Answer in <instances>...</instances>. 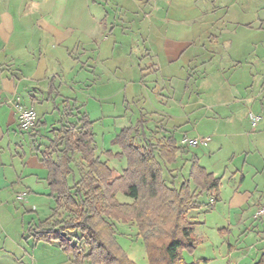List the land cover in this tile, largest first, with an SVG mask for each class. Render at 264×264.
Wrapping results in <instances>:
<instances>
[{
  "label": "crops",
  "instance_id": "0c3cea01",
  "mask_svg": "<svg viewBox=\"0 0 264 264\" xmlns=\"http://www.w3.org/2000/svg\"><path fill=\"white\" fill-rule=\"evenodd\" d=\"M214 4L0 0V264H72L55 243L24 238L29 225L54 213L52 220L64 219V203L40 159L77 113L92 123L95 155L118 173L125 167L113 162L125 160L106 153H119L111 141L121 129L143 118L151 140L172 138L179 150L176 163L164 166L167 184L178 187L196 159L220 180L209 212L235 217L218 231L253 238L251 244L261 239L258 248L229 246L226 257H239L226 264H242L249 256L258 260L264 253V218L252 219L264 205V37L252 36L264 35V19L255 23L248 3L234 9ZM201 20L210 26L194 34ZM15 99L37 113L32 130L19 129ZM127 101L137 109L130 112ZM128 113L133 123L116 127ZM187 133L207 144L181 145ZM220 153L226 162L214 164ZM71 168L69 186L82 172ZM210 200V195L197 199L194 217L209 214L198 207Z\"/></svg>",
  "mask_w": 264,
  "mask_h": 264
},
{
  "label": "trees",
  "instance_id": "16d2710c",
  "mask_svg": "<svg viewBox=\"0 0 264 264\" xmlns=\"http://www.w3.org/2000/svg\"><path fill=\"white\" fill-rule=\"evenodd\" d=\"M76 116L75 123L61 125L59 136L40 159L47 167L52 191L65 207L72 208L70 215L52 220L54 213L29 225L24 239L55 243L72 256V264H135L115 241L113 228L114 222H132L148 264H195L182 257L183 251L195 249V223L187 216L201 195L211 196L209 207L216 203L220 180L191 159L187 179L178 187L167 184L163 167L176 163L179 149L172 138L151 140L143 118L121 129L111 141L119 153L107 152V158L125 160L124 170L115 172L95 155L92 123L85 114ZM73 165L82 172L69 186ZM118 196L131 202L120 203ZM76 233L84 238L86 251L73 244ZM253 264H264V253Z\"/></svg>",
  "mask_w": 264,
  "mask_h": 264
},
{
  "label": "rangeland",
  "instance_id": "374dc122",
  "mask_svg": "<svg viewBox=\"0 0 264 264\" xmlns=\"http://www.w3.org/2000/svg\"><path fill=\"white\" fill-rule=\"evenodd\" d=\"M210 1H212V3H210ZM215 2V4H214ZM241 2L243 3H248V6H251L254 8V13L252 15V17L254 18V22H262L261 20L264 19V10L262 11L261 6H264V0H200V3H205L208 4L209 6H211L212 4H214L216 7L218 5H226L229 8H236L239 7V5L241 4ZM227 3V4H226ZM225 6V7H226ZM260 7V9H258ZM259 10V11H258ZM219 15V14H217ZM259 18V19H258ZM259 20V21H258ZM204 20H201L199 23V27H197L196 29H193L194 34L197 33H202V29L203 27H209L210 25L208 23L205 22V24L202 22ZM206 21V20H205ZM201 30V32H200ZM212 31V30H211ZM198 36V35H197ZM254 39H259L260 37H264L263 34L259 33V31H255L254 34L252 35ZM203 37V36H202ZM201 40V38H200ZM91 96V95H88ZM88 96L86 97V101L90 100L88 98ZM129 96L126 95V99H128ZM127 103H129V107H130V112L133 111V109H135V104L130 103L129 101H127ZM89 105H91V103L89 102ZM137 109V108H136ZM136 114H137V110H136ZM130 113L127 114L125 119H121L120 121H116V127L120 126V128L122 127H127L130 122L133 123V120L131 119ZM251 122V121H250ZM252 124V122H251ZM185 138H189V139H194V137H190V134H186ZM198 138V137H195ZM207 148V147H206ZM225 154V152H224ZM223 153L217 154L216 157H218L217 159H213L214 160V164H221L223 161L226 162V158L223 157ZM202 161L204 163L208 162L206 159ZM213 163V162H212ZM113 165H115L116 168H121V166L125 167V161H121V162H113ZM120 165V166H119ZM165 168V167H164ZM222 170V169H221ZM166 172V168L164 173ZM222 172V171H221ZM222 175V173H221ZM165 178L167 176V174H164ZM166 181V180H165ZM180 178L178 179V183L180 182ZM228 194V190L226 189V192ZM204 199H202L203 201ZM118 201L120 203H130V199L125 198L123 196H118ZM199 208H206L208 209V213L206 215V217H204V215L201 213L199 214L200 216L202 215V217H194V212L195 209L191 210L187 216L188 220H190L191 222L195 223L194 226V231H193V236H194V242H195V249L192 253H188L186 251L182 252V257L185 260V262L187 263H195V264H226V261L228 260H236V258H238L239 254H233V256L230 255L229 258H227V250L229 246L235 247L236 245H240L238 247L245 248L248 249V247L250 245H254L257 247L258 244L262 243L261 239L256 242L251 241L253 238H248L247 240H245L244 238H242V236L239 234H234V235H226L225 234H221L218 229L221 228L222 226L226 227V220L229 219L231 220V222L234 220L235 217H225L223 218V216L221 217L220 215L217 216L216 214L210 213L209 212V205L206 204L205 202H200L199 203ZM72 208L70 207H61V212H60V217H68L70 215V212ZM204 211V210H203ZM202 212V211H201ZM194 213V214H193ZM212 214V215H210ZM196 216V215H195ZM204 222V223H203ZM113 228H114V238L115 241L117 242V244L121 247V249L124 251V253L131 258V260L135 263V264H148L147 261V257L145 254V249H144V245H143V241L142 238L138 235V231L137 228L135 227V224L132 222H128V223H121V222H114L113 223ZM76 241H74V245L80 246L81 249L83 251H86V247H85V242H84V238L81 237L80 233H76ZM256 234H252L251 237L255 236ZM244 242V244H243ZM241 249H239L241 251ZM70 257V259L73 261L72 256L68 255ZM254 256H249L247 257L246 260L242 261V264H252L253 262H255L254 260Z\"/></svg>",
  "mask_w": 264,
  "mask_h": 264
},
{
  "label": "built area",
  "instance_id": "2783aa9c",
  "mask_svg": "<svg viewBox=\"0 0 264 264\" xmlns=\"http://www.w3.org/2000/svg\"><path fill=\"white\" fill-rule=\"evenodd\" d=\"M99 2H106L108 0H95ZM14 108L16 109L17 112V125L19 129L22 131H30L32 130L37 123V113L33 109H25L21 107V105L18 102V99H15V101L12 102ZM252 126L254 127L256 124V118L255 117H250ZM208 139H188V138H183L180 142L181 145L186 146V147H197L199 145H206ZM18 201L22 200V197L19 196L17 197ZM212 202V199L210 200ZM264 218V205H261L258 207L253 215L252 219L254 221H258Z\"/></svg>",
  "mask_w": 264,
  "mask_h": 264
}]
</instances>
